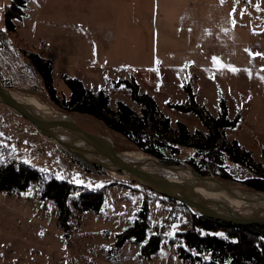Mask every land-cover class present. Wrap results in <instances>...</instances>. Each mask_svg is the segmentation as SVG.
<instances>
[{"label": "rangeland", "instance_id": "obj_1", "mask_svg": "<svg viewBox=\"0 0 264 264\" xmlns=\"http://www.w3.org/2000/svg\"><path fill=\"white\" fill-rule=\"evenodd\" d=\"M80 1L61 5L58 0L27 1L28 19L20 30L0 37V82L6 88L41 107L66 113L52 102L41 75L24 55L35 52L52 61L60 96L70 94L64 78H77L90 90H106L113 109L122 101L140 113L131 91L117 82L131 78L128 68H144L135 78L141 92L154 97L173 127L182 122L192 133H207L196 114L170 107L188 102L185 87L191 85L198 103L213 116L219 115L221 99L227 102L231 119L240 115L238 126L225 130L226 138L237 140L264 165V0H163L170 18L177 15L179 28L171 26L168 37L159 35L157 49H152L153 38L93 37L90 21L101 17L105 12L100 10L106 7L91 8L89 0ZM102 59L109 60L113 69H94ZM102 64L99 67L105 68ZM66 114L89 132L109 135L118 152L151 157L94 118ZM164 154L165 161L178 163L171 165L190 168V160L202 158L193 148L182 147L178 154L165 149ZM81 159L0 103V166L22 161L37 167L46 179L73 182L78 190L71 203L83 188L105 195L98 214L73 209L66 234L58 223L57 205L42 199L44 182L24 192L1 193L0 264H190L179 258L175 243L196 211ZM224 162L232 178L228 181L247 189L241 182L255 174L228 157ZM144 205L149 208L148 235L158 233L163 239L160 251L150 259L132 240L117 246L118 236L139 218Z\"/></svg>", "mask_w": 264, "mask_h": 264}, {"label": "trees", "instance_id": "obj_2", "mask_svg": "<svg viewBox=\"0 0 264 264\" xmlns=\"http://www.w3.org/2000/svg\"><path fill=\"white\" fill-rule=\"evenodd\" d=\"M27 1L11 0L4 7V29L0 30V37L11 36L17 32V22H21L26 16L24 9ZM24 55L41 75L52 102L66 113L94 118L109 130L124 136L145 154L168 165L178 163L164 160L165 149L178 154L182 147L193 148L197 151L196 156L202 158L199 161L192 159L189 163L202 176L220 175L231 181V176L223 167L224 159L228 157L231 162L255 174V177L241 183L249 190L264 193V165L256 162L252 153L243 149L237 140L230 141L226 138L225 130L236 128L241 117H229V107L224 99H221L219 115L215 117L205 106L198 103L191 85L185 87L189 96L188 102L171 104L170 107L183 113H194L199 117L207 133H192L182 122L173 127L171 119L161 112L154 97L141 92L140 85L133 76L118 81L117 86L124 85L131 91L133 101L141 107L140 113L122 101L113 109L106 90H90L77 78H64L70 94L69 97L60 96L52 75V61L35 52H24ZM95 167L101 169L100 166ZM40 182H44L42 199L51 200L57 205L58 223L66 234L70 230L69 221L73 209L98 214L104 204L105 195L102 190L87 188H83L79 198L71 203L78 186L69 180L55 177L46 179L44 173L32 164L14 161L0 166V194L24 192L32 184ZM149 229V208L144 205L139 218L118 236L117 246L121 247L128 240H132L142 245L141 254L150 259L160 251L163 239L158 233L149 236ZM177 238V254L181 260L190 264H264L262 224L235 225L195 212L190 226L177 233ZM205 254L209 259L203 258Z\"/></svg>", "mask_w": 264, "mask_h": 264}, {"label": "water", "instance_id": "obj_3", "mask_svg": "<svg viewBox=\"0 0 264 264\" xmlns=\"http://www.w3.org/2000/svg\"><path fill=\"white\" fill-rule=\"evenodd\" d=\"M0 103L15 110L70 153L105 170L121 173L131 182L178 201L201 216L235 225H264L262 192L233 186L220 176H202L188 166L118 152L109 135L85 130L64 112L24 102L1 82ZM206 190L216 191L217 196H209Z\"/></svg>", "mask_w": 264, "mask_h": 264}, {"label": "crops", "instance_id": "obj_4", "mask_svg": "<svg viewBox=\"0 0 264 264\" xmlns=\"http://www.w3.org/2000/svg\"><path fill=\"white\" fill-rule=\"evenodd\" d=\"M58 1L59 5H61L63 1H65L66 4L71 2V0ZM72 1H74V3L78 2V4L81 3L80 0ZM10 2L11 0H0V30L4 29V7L8 6ZM89 5L91 8L93 6L98 7L99 5L106 7L104 11L100 10L101 12H105L104 14H101V17L97 18L95 21H90L92 22L90 30L93 32L91 34L95 38H153L154 41L151 42L153 44L152 49H157V38L159 35L168 37L170 35L171 26L179 28L177 25V15L172 19L170 18V11L163 7V0H89ZM27 19L28 15L25 16L21 22H17V31L20 30L21 23ZM59 19L62 21L61 18ZM102 21H107L109 23ZM75 22H72L73 27L76 26L74 25ZM181 34L184 35L183 33ZM133 46L136 45L134 44ZM141 47L145 49V47ZM101 62L105 68L99 67ZM113 67L109 60L102 59L95 63L94 69H99L105 72L109 69L112 70ZM142 69L144 68H137L135 70L134 68H128V71H130L131 77L133 76L134 78H137V72Z\"/></svg>", "mask_w": 264, "mask_h": 264}, {"label": "bare ground", "instance_id": "obj_5", "mask_svg": "<svg viewBox=\"0 0 264 264\" xmlns=\"http://www.w3.org/2000/svg\"><path fill=\"white\" fill-rule=\"evenodd\" d=\"M15 94V96L18 98V99H20V100H22V101H24V102H27V103H29V104H31V105H34V106H37V107H41L40 105H38V104H35V103H33L32 101H30V100H26V99H24L23 97H21L20 95H18V94H16V93H14ZM41 108H46V109H51L50 107H47V106H42ZM207 192V194L209 195V196H212V197H216L217 196V192L216 191H213V193H210V192H208V190H206Z\"/></svg>", "mask_w": 264, "mask_h": 264}, {"label": "snow or ice", "instance_id": "obj_6", "mask_svg": "<svg viewBox=\"0 0 264 264\" xmlns=\"http://www.w3.org/2000/svg\"><path fill=\"white\" fill-rule=\"evenodd\" d=\"M257 55H259V54H257ZM214 63H218V61H216V60L214 59ZM230 70L233 71V72L237 71L235 68H231ZM262 79H264V78H262Z\"/></svg>", "mask_w": 264, "mask_h": 264}]
</instances>
